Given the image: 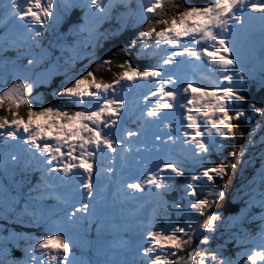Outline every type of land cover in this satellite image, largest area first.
<instances>
[{
	"label": "snow or ice",
	"instance_id": "obj_1",
	"mask_svg": "<svg viewBox=\"0 0 264 264\" xmlns=\"http://www.w3.org/2000/svg\"><path fill=\"white\" fill-rule=\"evenodd\" d=\"M5 7L7 16L20 24L15 33L0 39V52L16 53L15 58L3 60L14 76L10 86L0 88V140L5 146L8 141L22 145L24 159L21 162L11 154L13 166L20 165L26 175L40 173L29 198L54 200L63 206V215H50L42 236L10 234L5 239L13 247L24 242L23 256L13 259L5 244L0 246V264H85L74 256L67 230L79 228L85 220L90 228L95 221L90 212L95 206L88 201L98 196L97 161H104L100 171L111 180L114 172L120 177L128 169L134 149L146 152L148 159L136 180H118L122 198L147 194L174 214L164 218V228L154 226L155 216L142 223L143 243L132 264H233L221 251L200 247L210 243L209 235L201 238L200 234H214L220 224H236V218L226 220L210 209L226 199L227 178L245 155V149L237 147V122L246 115L239 105L247 104L255 115L264 116V106L248 103L243 95L250 81L264 88V0H207L203 5L187 0H135L134 8L131 0H64L57 22L73 9L83 12L70 22L66 33L77 39L64 67L59 58L55 64L50 62V52L38 39L54 18L55 0H9ZM118 8L126 11L116 15L115 30L100 32V25L111 22ZM124 31L129 33L126 43L97 55V49L103 48L101 36ZM32 47L40 49L39 56ZM81 57L87 64L76 68ZM132 57L147 63L137 67ZM193 62L204 67L201 79L210 80V87L180 79L181 66ZM247 63L258 64L259 71H247ZM101 71L109 73L110 79L100 78ZM54 77L60 79L48 102L36 90L50 86ZM129 86L149 87L153 97L159 96L155 104L140 109L138 129L120 127L128 102L119 93L131 91ZM144 99L148 101V95ZM177 108L182 110L178 115L183 122L170 126L165 119ZM158 125L168 130L164 136L152 132ZM213 156L218 163L212 162ZM117 157L120 171L115 169ZM134 163L141 165V160ZM258 173V190L247 194L246 203L264 209V167ZM201 186L210 187L205 193ZM170 192L182 194L171 205L163 200ZM25 212L35 215L27 207ZM33 223L41 226L39 218ZM260 223V247L250 251L242 264H264V215ZM102 227V222L96 223L98 234Z\"/></svg>",
	"mask_w": 264,
	"mask_h": 264
},
{
	"label": "rangeland",
	"instance_id": "obj_2",
	"mask_svg": "<svg viewBox=\"0 0 264 264\" xmlns=\"http://www.w3.org/2000/svg\"><path fill=\"white\" fill-rule=\"evenodd\" d=\"M80 1L83 0H79V2ZM18 2L24 3V0H18ZM201 2L203 4L207 1ZM55 3L57 5V10L54 11V18L50 22L53 28L48 26L43 36L38 39L41 47L50 52V62L55 64L57 58H59V65L64 67V60L73 54L70 49L74 47L75 42L72 40L68 41L66 35L57 27L59 22H57L55 16L57 12L62 15L63 9L60 8L62 2L55 0ZM8 4L9 0H0V29L3 30L0 34V39L9 33H15L20 24V21L11 19L7 16L8 9L5 5ZM249 23L250 22L246 21V27ZM255 26L259 27L258 21L255 22ZM9 51V55L5 52H0V88L6 85L10 86L14 76L11 66H5L3 64L5 58L9 60L15 58L16 53L12 50ZM31 51L37 56L40 55L39 48L32 47ZM79 52H83L81 48ZM82 58L83 57L80 59ZM245 67L246 70L250 72L259 71L258 64L247 63ZM204 71V67L195 62L186 63L181 66L179 75L182 80L198 81L211 86L210 80L201 79ZM252 84L259 88L257 83L253 81H250L246 88L250 87ZM129 87L132 88V86ZM140 87L143 91H140L138 86L132 88L131 91L119 93L120 98L128 102L126 110H122L125 112V122L120 126L121 128L138 129L140 127L138 123L140 109L144 107V104L149 103V100L150 103L155 104L156 100L159 99L158 95L155 97L151 95L149 87ZM36 91L41 93L46 100L48 97L51 98V89L48 88V85L42 86ZM145 95H148V101H145ZM48 102H52V100ZM180 111L182 110L177 108L175 112L166 117L165 122L170 126L179 127V124L183 122L182 116L178 115ZM161 129L162 125H158L152 129V132L164 136L168 130ZM117 135H119V132H117ZM172 135L175 136L176 133H172ZM180 139L182 140L183 138L181 137ZM137 143H139V141H137ZM13 153L20 158L21 162L23 161L24 154L22 145L18 142L8 141L7 146H5V142L0 140V246L7 244L12 251H18L24 246V242L22 240L19 241L20 247L17 248L13 247L12 243L6 241L5 238L9 237L10 234L32 237L42 236L45 231L48 230L43 226L44 221L53 214L62 217L63 213L61 209L63 206L56 205L55 201L51 202L50 199L33 200L29 198L30 189L39 182L40 173L33 171L26 175L22 171L20 165L13 166L10 163V155ZM263 156L264 153L258 155L260 159L258 160L257 169L255 170L254 184H252L250 190L247 191L242 187V191L245 192H241L238 197L241 205L235 206L233 213L230 215H224L220 212L214 213L220 214L225 217L226 220L228 218H236L235 227L230 224L227 227L225 224H220L214 234H200L201 238L204 235H209L210 237L209 245L200 247L211 249L210 244L216 242L214 249L211 250L221 251L223 257L232 261L233 264H242L243 259L247 258V254L250 251L258 250L260 247V237L258 234L261 229L260 216L264 215V209H261L258 204H253L249 207L246 201L249 198L247 194L253 193L254 189L258 190L260 183L258 170L264 167ZM134 159H140L141 165H135ZM143 159H148L147 153H137L134 149L128 160V169L124 170L120 177H117L116 172H114L111 180H107L100 171L103 166L101 163H104V161L102 159L97 161L96 175L99 177V180H94V183L98 186V196L88 201L90 205L95 206L94 211L90 208V212H93L95 221L89 228L88 221L85 220L79 228L69 229L66 233L73 241L75 249L74 256L85 262V264H132L136 259V249L143 243L140 236L141 231H143L142 223L146 224L150 217L155 216L157 219L154 226L157 228H164L166 227L164 218L166 216H173L168 213L171 209H165L163 204L158 203L154 197L148 196L147 194H136L134 199L122 198L118 180H136L143 170ZM150 166L151 164H149V167ZM115 169L116 171H120L118 157L115 162ZM125 174H127V176H125ZM133 176L136 178L132 179ZM58 191L61 190L58 189ZM168 194L163 198L164 201H166ZM31 195L34 196L36 193L33 192ZM256 199L259 200L258 195H256ZM50 202L52 204H50ZM166 202L171 204L169 201ZM25 207H27L29 212L35 215H27ZM37 218L40 220V227H37L33 223ZM97 222H102L103 225L99 234L96 229ZM254 237L255 239H253ZM22 256L23 253L20 250V259ZM257 264H260V262L258 261Z\"/></svg>",
	"mask_w": 264,
	"mask_h": 264
},
{
	"label": "trees",
	"instance_id": "obj_3",
	"mask_svg": "<svg viewBox=\"0 0 264 264\" xmlns=\"http://www.w3.org/2000/svg\"><path fill=\"white\" fill-rule=\"evenodd\" d=\"M201 1L207 0H187V2L194 4V5H203ZM59 2L64 3V0H59ZM83 1H80L82 3ZM133 8L135 7V0H131ZM207 3V2H206ZM126 11L125 9L118 8L112 13V20L111 22L105 21L103 24L100 25V32L106 31H114L116 27V15L119 12ZM63 15V14H62ZM83 15V12L80 8L73 9L62 21H59L57 27L61 30L65 35L68 32V28L70 26V22H75ZM49 27L53 28L49 23ZM3 30L0 29V34ZM129 33L127 31L121 32L118 36H108L105 38L104 36L100 37L102 41L103 48L97 49V55H104V53L108 50L113 49L115 45H123L126 43ZM68 41L72 40L73 42L76 41L77 38L72 36L66 35ZM81 50L84 51L83 47ZM14 52V51H13ZM88 52H91V48H88ZM7 55L10 54V51L5 52ZM15 53V52H14ZM132 62L137 65V67H144L147 62L144 61H137L135 57H132ZM83 64H87V59H78L75 63L76 68H80ZM95 67V65H92ZM1 70V69H0ZM100 78L105 80L110 79V74L107 72L101 71L99 73ZM60 77H54L51 85H48V88L52 89L56 86V83L59 81ZM209 86V85H208ZM5 87V86H4ZM210 87V86H209ZM243 95L246 97L248 103L256 104L257 106H264V88H257L253 84L244 89ZM48 101L52 100L48 97ZM239 109L246 113L245 117H243L238 123L240 128V134L237 137V147L238 151L240 149H245V155L241 158L242 163L238 164L237 171L233 174H230L227 178V187L224 189L226 194V199L218 204L215 208L210 209L211 212H220L224 215H230L233 213L235 206L241 205V202L238 200L239 195L242 191V187L249 191L252 184H254L255 178V170L257 169V163L260 159L258 155L260 153H264V116H257L255 115L251 109L247 107V104L239 105ZM251 140V142H250ZM259 151V153H258ZM264 157V156H263ZM213 163H218V160L215 156L212 158ZM189 167V171L193 169ZM181 187L183 185H180ZM203 191L206 193L208 187L210 186H201ZM218 189V185L216 186ZM200 189H198L199 191ZM182 194L178 192H171L166 197V200L171 202L175 200H179ZM185 199H188L185 197ZM54 200H51L53 202ZM50 202V204H52ZM169 204V205H171ZM169 214L173 215V211L170 210ZM194 220H198L199 217L193 216ZM182 222V221H181ZM194 244H198V241H195ZM216 242H212L210 244V248L214 249ZM203 246V245H201ZM12 258L13 259H20V250H13L12 251Z\"/></svg>",
	"mask_w": 264,
	"mask_h": 264
},
{
	"label": "bare ground",
	"instance_id": "obj_4",
	"mask_svg": "<svg viewBox=\"0 0 264 264\" xmlns=\"http://www.w3.org/2000/svg\"><path fill=\"white\" fill-rule=\"evenodd\" d=\"M138 89H139L140 91H143V90L141 89V87H140V86H139V88H138ZM141 93H142V92H141ZM124 94H125V93H124ZM132 94H133V93H132ZM141 95H142V94H141ZM135 97H136V96H135ZM148 102H149V101H148ZM138 103H139V102H138ZM133 116H134V115H133ZM138 117H139V116H138ZM130 119H131V118H130ZM127 120H128V119H127ZM127 120H126V121H127ZM138 157H139V156H138ZM143 160H144V159H143ZM132 165H133V164H132ZM131 167H133V166H131ZM129 170H130V169H129ZM129 170H128V171H129ZM123 172H124V171H123ZM126 173H127V172H126ZM122 174H123V173H122ZM135 175H136V174H135ZM125 176H127V174H125ZM133 178H136V177H135V176H133V177H132V179H133ZM139 205H140V204H139ZM141 206H142V205H141ZM141 208H142V207H141ZM142 209H143V208H142Z\"/></svg>",
	"mask_w": 264,
	"mask_h": 264
},
{
	"label": "water",
	"instance_id": "obj_5",
	"mask_svg": "<svg viewBox=\"0 0 264 264\" xmlns=\"http://www.w3.org/2000/svg\"><path fill=\"white\" fill-rule=\"evenodd\" d=\"M1 73V72H0Z\"/></svg>",
	"mask_w": 264,
	"mask_h": 264
}]
</instances>
